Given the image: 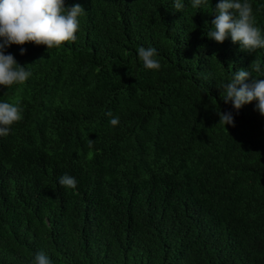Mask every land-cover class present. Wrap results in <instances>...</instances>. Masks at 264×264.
Returning a JSON list of instances; mask_svg holds the SVG:
<instances>
[{"label": "trees", "instance_id": "trees-1", "mask_svg": "<svg viewBox=\"0 0 264 264\" xmlns=\"http://www.w3.org/2000/svg\"><path fill=\"white\" fill-rule=\"evenodd\" d=\"M217 2L65 0L85 10L75 42L6 49L31 76L0 86L23 108L0 137V264H264V116L222 100L236 70L264 79V49L208 38Z\"/></svg>", "mask_w": 264, "mask_h": 264}, {"label": "clouds", "instance_id": "clouds-1", "mask_svg": "<svg viewBox=\"0 0 264 264\" xmlns=\"http://www.w3.org/2000/svg\"><path fill=\"white\" fill-rule=\"evenodd\" d=\"M208 0H191L193 8H199ZM173 8L179 12L184 8L182 0H173ZM85 10L80 4L71 7L65 5V0H0V86L9 87L23 84L31 73L25 65L18 64L6 49L11 45L22 46L28 43L47 49L59 48L68 42H75L76 33L80 28L78 17ZM215 18L211 21L214 30L206 35L217 43H223L231 38L238 43L241 50L253 52L264 49V33L256 26L252 5L249 0H218L215 5ZM21 47L20 54H25ZM137 54L148 69L159 70L161 65L157 50L153 47H138ZM252 71L260 72L259 62L252 65ZM247 82L246 81H249ZM223 102L231 103L234 110L256 102V110L264 116V79L255 78L252 72L240 68L236 70L231 80L223 85ZM111 117L112 126L119 124V117L113 116L111 111L105 113ZM219 123L234 127L232 112H217ZM23 119V108L17 104L0 102V137L11 132V126ZM226 129V128H225ZM227 131V129H226ZM92 140H89V147ZM59 185L74 189L77 187L75 177L65 173L59 178ZM32 264H53L44 252L35 254Z\"/></svg>", "mask_w": 264, "mask_h": 264}]
</instances>
